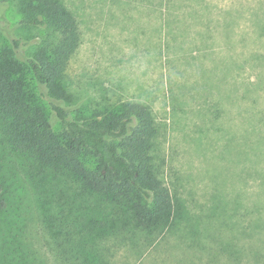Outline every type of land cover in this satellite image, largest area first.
I'll use <instances>...</instances> for the list:
<instances>
[{"label": "rangeland", "instance_id": "1", "mask_svg": "<svg viewBox=\"0 0 264 264\" xmlns=\"http://www.w3.org/2000/svg\"><path fill=\"white\" fill-rule=\"evenodd\" d=\"M64 2L81 36L66 69L74 115L98 120L123 103L148 105L156 126L150 155L172 198L187 209L173 232L139 241L138 253L116 247L110 263L264 264V0L185 2L178 10L183 45H199L202 53L161 48L154 0ZM19 18L16 2H0V45L21 39V61L55 33L23 28ZM22 82L29 91V75ZM55 133L61 142L63 127ZM76 156L84 171L94 170L89 153ZM27 230L31 256L59 264L43 226L29 221Z\"/></svg>", "mask_w": 264, "mask_h": 264}, {"label": "trees", "instance_id": "2", "mask_svg": "<svg viewBox=\"0 0 264 264\" xmlns=\"http://www.w3.org/2000/svg\"><path fill=\"white\" fill-rule=\"evenodd\" d=\"M154 1L161 48L202 53L191 42L184 47L178 10L203 0ZM0 2H16L23 28L55 33L21 61L16 56L21 39L0 45V143L9 155V160L0 155V264H40L26 248L29 221L43 226L59 264H112V249L138 253L139 241L150 244L177 229L187 209L180 197L172 198L150 155L156 130L150 107L123 103L98 120L74 115L66 81L68 60L81 42L74 12L64 0ZM24 75L30 77L29 91ZM224 96L232 98L229 91ZM60 127L61 142L55 133ZM82 151L94 158V170L82 168L76 156ZM23 187L27 191L20 195Z\"/></svg>", "mask_w": 264, "mask_h": 264}]
</instances>
